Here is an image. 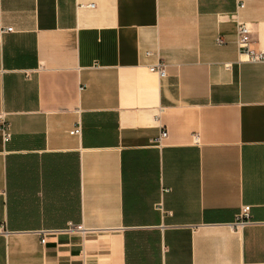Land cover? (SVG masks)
Here are the masks:
<instances>
[{
	"label": "crops",
	"instance_id": "0c3cea01",
	"mask_svg": "<svg viewBox=\"0 0 264 264\" xmlns=\"http://www.w3.org/2000/svg\"><path fill=\"white\" fill-rule=\"evenodd\" d=\"M239 22L264 52V0H0V264H264Z\"/></svg>",
	"mask_w": 264,
	"mask_h": 264
},
{
	"label": "built area",
	"instance_id": "2783aa9c",
	"mask_svg": "<svg viewBox=\"0 0 264 264\" xmlns=\"http://www.w3.org/2000/svg\"><path fill=\"white\" fill-rule=\"evenodd\" d=\"M239 7L242 8L243 5L240 3ZM5 31H11L12 28H4ZM251 27L248 23L245 22H239L237 24L236 28V37H237V46L240 51V53L244 54L247 57V60L249 59L250 61L254 62H260L264 61V52H261L259 50H255L251 46L252 42V37H251ZM219 42H222L221 39H218ZM150 72H156L159 76L164 77L166 75L165 67L163 63H157L154 64L153 66L149 67ZM81 89V87H79ZM81 124L78 123L75 125V127L70 130L69 134L75 135V134H80L81 133ZM0 131L2 133V137L4 140L9 138V131H8V124L6 120V115L4 113H0ZM155 140L153 141L154 143L160 144L161 140L167 137V132L166 130L162 129L160 134ZM250 206L249 205H242L236 215L235 222H234V227L236 229L247 225V224H252V222L249 220L250 218ZM80 227V226H78ZM77 227V228H78ZM45 231H42L41 233V239L40 242L43 244L45 242Z\"/></svg>",
	"mask_w": 264,
	"mask_h": 264
}]
</instances>
